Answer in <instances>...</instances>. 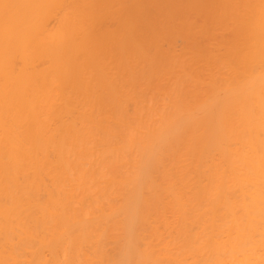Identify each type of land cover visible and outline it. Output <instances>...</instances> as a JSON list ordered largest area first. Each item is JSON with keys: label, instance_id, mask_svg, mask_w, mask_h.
Here are the masks:
<instances>
[{"label": "bare ground", "instance_id": "obj_1", "mask_svg": "<svg viewBox=\"0 0 264 264\" xmlns=\"http://www.w3.org/2000/svg\"><path fill=\"white\" fill-rule=\"evenodd\" d=\"M0 264H264V0H0Z\"/></svg>", "mask_w": 264, "mask_h": 264}]
</instances>
